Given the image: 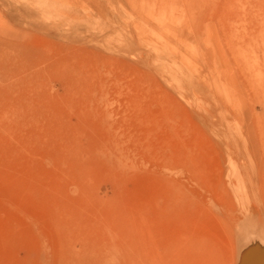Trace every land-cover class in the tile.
<instances>
[{"label": "rangeland", "instance_id": "rangeland-1", "mask_svg": "<svg viewBox=\"0 0 264 264\" xmlns=\"http://www.w3.org/2000/svg\"><path fill=\"white\" fill-rule=\"evenodd\" d=\"M240 241L264 252V0H0V264Z\"/></svg>", "mask_w": 264, "mask_h": 264}, {"label": "water", "instance_id": "water-1", "mask_svg": "<svg viewBox=\"0 0 264 264\" xmlns=\"http://www.w3.org/2000/svg\"><path fill=\"white\" fill-rule=\"evenodd\" d=\"M239 264H264V252L258 249L249 250V254Z\"/></svg>", "mask_w": 264, "mask_h": 264}, {"label": "bare ground", "instance_id": "bare-ground-1", "mask_svg": "<svg viewBox=\"0 0 264 264\" xmlns=\"http://www.w3.org/2000/svg\"><path fill=\"white\" fill-rule=\"evenodd\" d=\"M247 206V205H246ZM250 229V228H249ZM249 235H251V234H249ZM246 241V240H245ZM248 242V241H247ZM246 242V243H247ZM245 243V244H246ZM252 243V242H251ZM254 243V242H253ZM257 243V242H256ZM240 244H242L241 243V241H240ZM261 245V244H260ZM241 250H240V252H238L239 253V255H243V257L245 258V257H247L248 256V254H249V248L247 247V246H245V245H241V248H240ZM260 249H261V247H260ZM251 250H252V248H251ZM242 258V257H241ZM239 261H240V258H239ZM242 261V260H241Z\"/></svg>", "mask_w": 264, "mask_h": 264}]
</instances>
